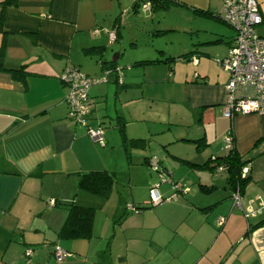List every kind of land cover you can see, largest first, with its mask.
Here are the masks:
<instances>
[{"label":"crops","instance_id":"0c3cea01","mask_svg":"<svg viewBox=\"0 0 264 264\" xmlns=\"http://www.w3.org/2000/svg\"><path fill=\"white\" fill-rule=\"evenodd\" d=\"M171 1L169 8L180 6L198 22L190 25V31L194 30L197 37L203 34L197 42L191 39L183 46L181 58L196 57L192 67L205 65L222 44L227 55L235 31L232 34L217 18L222 0ZM256 1L262 21L255 31L264 36V0ZM122 8L128 15L139 12L135 0L124 4L120 0H19L16 6H0L4 63L7 68L22 67L25 71L17 77L0 70V264H264V211L258 210L259 201H264V114H237L232 120L223 115L228 75L222 68V77L212 76L201 67L200 73L181 77L170 64L173 56L122 58L129 68L121 76L118 60L122 52L114 53L115 66L111 68L106 51L121 38L117 14ZM95 29L98 33L92 34ZM109 29L116 30L113 43L107 40ZM160 53L166 55L163 50ZM200 54L205 59H199ZM155 59L159 61L142 63ZM166 59L170 61L165 63ZM66 66H76L89 78L99 80L88 89L90 113L86 123L102 128L103 146L88 136L85 126L67 117L68 87L59 79ZM105 69L110 70L106 82L102 81ZM139 88L141 97L136 95ZM165 91L171 96L164 99ZM135 100L145 106L135 105ZM152 101L167 103V119L175 114L183 121L180 114H187L185 119L190 123L178 124L180 132L166 139L160 116L157 121L144 118L152 109ZM134 117L146 122L148 135L158 134L153 141L162 150L168 151L167 143H174L193 144L197 152L201 151L192 159L171 156L198 173L193 177L186 171L179 176L181 182L195 178L197 187L175 184L173 188L176 180L170 178L171 182H160L159 171L168 177L175 174L168 170L166 160L145 155L144 163L150 165L152 157L158 161V171L153 169L158 180L150 182L153 179L149 177L144 183L131 185L127 205H150L152 209L140 207L130 219L124 218L131 228L120 229V237L117 231L114 236L102 235L104 223L101 233L95 235L93 223L89 239L59 238L57 233L67 217V208L59 204L89 206L91 201L102 200L78 190L80 174L103 170L115 182L127 178L130 183L133 149H143L146 143L145 138L127 135V131L133 132L129 127ZM151 126L158 128L152 131ZM227 133L233 136L240 160L249 165V181L241 192L242 208L233 204L235 189L228 182L225 167H200L207 161L215 165L217 157L227 154L223 143ZM123 135L143 140L140 147H130L129 158ZM205 147L209 151L203 155ZM218 173H225L224 184H218ZM157 184L163 198L176 192L180 202L148 204L150 189ZM201 184L210 189L202 190ZM243 209L255 213L245 216ZM110 212L106 217L116 216ZM218 217L225 219L220 227ZM54 244L68 253L59 263L53 254ZM27 247L33 250L28 259L24 255Z\"/></svg>","mask_w":264,"mask_h":264},{"label":"rangeland","instance_id":"374dc122","mask_svg":"<svg viewBox=\"0 0 264 264\" xmlns=\"http://www.w3.org/2000/svg\"><path fill=\"white\" fill-rule=\"evenodd\" d=\"M122 4L124 2L126 3L127 0H120ZM191 15L186 12V10L180 6H171L168 9H161L157 8L156 11L154 12V15L150 14H145L141 10L139 12L135 13V15H131L127 12L124 11V8L121 9V11L118 12L117 17L119 18L118 24L120 22V33H121V38L118 43H115L111 47H107L106 51V58L111 59L114 55V53L122 52L121 58L118 60L119 63V73L121 76H123L124 73H126V70H128L129 67H127V64L123 63L126 60H137L138 58H155V56H160L162 58L168 57V56H173L175 57L174 60H171L170 64L173 67L174 71L177 72L181 77L186 74V76L191 73V75L194 76V72L197 71L200 73L199 67L201 69H206L212 76H224V72L221 69L219 65L215 63V60L221 59L223 56L226 55L227 49L225 48V44H222V46L218 50V54L210 58V61L208 63H200L199 67H192L193 60H186L185 58H181V53L183 52V46L188 42L191 41V39L194 42H197L198 38H201L203 35L202 33H199L198 37L196 36L194 30L190 31V25L193 27L195 24L198 22L193 20V17H190ZM226 28L229 29V31L233 34V29H230L226 24L222 23L220 24ZM162 29L165 31H162L160 33L158 30ZM160 50H163L166 55H163L160 53ZM126 59L122 60L121 59ZM205 59V56L200 54L199 59ZM202 61V60H201ZM102 76H104L102 74ZM106 82V81H105ZM136 95L138 97H141V89L139 88V92L136 90ZM170 95V92L165 91V94H162V98H168ZM136 101V100H135ZM139 101H143V99H140ZM137 102L135 105H141L145 106L143 102ZM147 101V100H146ZM156 101H152V109L150 113H146L149 104H146V109L145 113L147 117L150 118L149 120H159V116L161 117V121L159 122L160 124L164 123L165 125V131L163 134L165 135V138H171V136L175 133L178 134L180 132L178 130L179 126L178 124H189V120H186L185 117H188L189 115H184L180 114V118H183V121L179 120V116L172 114L169 115V118L167 119L168 115L165 114V105L167 106V103L162 102L160 104L159 102L155 104ZM164 108V109H161ZM162 114V115H161ZM131 118V117H130ZM130 118H127L130 120ZM133 122H131V126L129 127L132 128L133 132L130 133V131H127V135L130 137H140V138H145L146 143H145V148L143 149H133L132 152V159H131V164H129V167L132 170V176L131 180L129 183V179L127 181V178H121L117 179L115 185L113 186V190L111 191L109 197L104 200L102 198L100 203H97L96 201H91L90 207L94 208L93 210L95 211L94 214V219L93 223H95V231L94 234L98 235V233H101V226L104 223V228L102 231V235L106 236H111L115 234V231H117V236L122 235L121 232L123 231H128L131 227L128 228V221L125 220L124 218L130 219L135 213L133 211H129L128 209H125V207L128 204V201L130 200V195H129V189L131 185H137L140 183H144L147 181L149 177H152L153 180L150 182H153L155 178L158 180V173L152 169V167L147 164L142 162L143 156H148V155H155L154 157L156 159H161L166 160L164 161L165 164H167L168 170L170 173H174L175 175L172 177L171 175L169 178L175 182L176 180V185H184L187 187H193L196 188L197 184L195 182V178L188 177L186 180L182 179L179 180V176H181L183 173L187 171V173L190 176H196L198 173L196 171L191 170L186 166L184 162H179L175 158H171V156H184L182 158H187L189 157L190 159L192 158H197L194 157L198 155L199 152L195 150V146L193 144H169L167 143V146L169 147L168 151L167 150H162L163 148L160 147L156 142L157 141V136L158 134H152L148 135L147 133V125L146 122L142 119H139L138 117L133 118ZM165 120V122H164ZM168 120V121H167ZM130 123V121H129ZM154 125V124H153ZM107 129L109 128L108 125H106ZM152 131L155 130V128H158V126H151ZM155 127V128H154ZM168 127L171 128V130L168 129ZM160 128V127H159ZM182 128V127H181ZM187 127L184 126L183 129H186ZM211 134L214 135L212 132ZM168 142V141H167ZM137 147H140L136 145ZM207 149L203 155L209 151ZM203 149L202 151H204ZM222 153V150L220 151ZM141 157V160L137 159V157ZM195 160V159H193ZM198 160V159H196ZM168 162V163H166ZM141 163V164H140ZM125 165L127 163L125 162ZM189 171V172H188ZM193 176V177H194ZM202 176V175H201ZM218 180V184H221V182L225 181V173H218L216 174ZM178 178V179H177ZM128 182V183H127ZM153 184V183H152ZM224 184V182L222 183ZM117 189V190H116ZM163 187L160 188V192H163ZM174 195H177L176 192L173 193ZM181 196H179L180 198ZM179 198L176 200H171L167 201L168 203H176L177 201L180 202ZM127 201V203H125ZM167 202H162L167 204ZM137 207H143V210H150L152 209L150 205L147 206H141V205H136ZM233 207V206H232ZM145 208V209H144ZM238 208V207H237ZM111 211L112 214H116L115 217L109 218L106 217L107 212ZM110 212V213H111ZM125 221V222H124ZM124 222V223H123ZM121 227V228H120ZM112 236V237H113ZM112 237L109 238V242H111ZM120 237V236H119ZM118 237V238H119ZM96 241H98V238H96ZM111 245V244H110ZM109 245V249H110ZM120 247L118 246L117 249ZM134 248L132 246L130 249ZM123 249V248H122Z\"/></svg>","mask_w":264,"mask_h":264},{"label":"built area","instance_id":"2783aa9c","mask_svg":"<svg viewBox=\"0 0 264 264\" xmlns=\"http://www.w3.org/2000/svg\"><path fill=\"white\" fill-rule=\"evenodd\" d=\"M140 9L149 13V0H140ZM217 18L227 24L235 31L234 39L228 49L227 55L217 60L218 65L227 73L228 80L225 85V101L223 104V115L233 119L237 114H264V36H260L255 31V27L261 23L262 17L256 0H222V6L217 14ZM98 33L94 30L92 34ZM108 43L116 40V30L106 31ZM196 63V57L192 58ZM110 70L105 69L103 80H106ZM197 76V75H196ZM59 79L68 87L65 96L67 104V117L86 127V133L101 146L105 144L103 130L101 127H90L86 123V117L90 112L88 100V89L96 81L81 72L76 66H66L59 75ZM226 152L234 148L233 136L227 133L223 138ZM152 169H159L158 161L151 158ZM249 171L246 164L241 169V177H245ZM160 182H171L169 177L159 171ZM173 188L177 186L172 185ZM150 201L148 204H157L176 199V195L162 197L158 191V184L150 189ZM233 204L239 208L241 206V192L236 188L232 193ZM51 205L54 201L49 202ZM127 209L137 212L133 205H127ZM259 211H264V201H259ZM246 215L255 213L251 209L246 211ZM223 217H218L216 224L220 227L224 223ZM33 253L32 248L27 247L24 255L28 259ZM53 254L57 263L61 262L68 253L59 245L53 246Z\"/></svg>","mask_w":264,"mask_h":264},{"label":"trees","instance_id":"16d2710c","mask_svg":"<svg viewBox=\"0 0 264 264\" xmlns=\"http://www.w3.org/2000/svg\"><path fill=\"white\" fill-rule=\"evenodd\" d=\"M149 2H150L149 12H153L156 11L157 8L168 9L173 1L149 0ZM18 3L19 0H1L0 6L4 9L7 6H16ZM135 7H137L140 10V0H135ZM3 47H4L3 45L0 46V70L9 71L10 73H12V75H15L17 77L25 74V71L22 67L17 69L6 67L4 63ZM183 57L187 58V55H184ZM158 61L159 60L155 59V60L144 61L142 63L151 64V63H156ZM169 61H170L169 59H166L164 62L168 63ZM108 65L112 68L115 66V62L110 61L108 62ZM123 141L125 144V150L127 151L126 153L127 158L130 157V152H129L130 147L134 145L140 146L141 142H143L142 139H127L124 135H123ZM215 160L217 161L215 165H209L207 161L200 167H208L211 170L218 166H221L222 168L225 167L228 173V182L230 183L233 190L238 188L240 192H242L244 187L249 181V177L247 174L245 177H241L240 175L242 167L246 165L247 162L240 160L234 148L224 156L217 157ZM115 183L116 182L113 179L112 175L107 171H103V170L89 171L87 173H82L79 175L77 188L79 191L87 192L91 195L98 196L106 200L109 197ZM200 188L204 191H207L210 189V186L201 184ZM59 206H65L67 208V217L57 233L58 237L65 239H83V238L89 239L92 236L93 219L95 214V211L93 210L94 208H91L90 206L79 205L75 202L68 204L65 203L59 204ZM136 208L140 209L139 207ZM259 224L260 223H258L257 225ZM257 225H254L253 227Z\"/></svg>","mask_w":264,"mask_h":264},{"label":"water","instance_id":"95a60500","mask_svg":"<svg viewBox=\"0 0 264 264\" xmlns=\"http://www.w3.org/2000/svg\"><path fill=\"white\" fill-rule=\"evenodd\" d=\"M115 60H116V59H114L113 57L111 58V61H112V62H115Z\"/></svg>","mask_w":264,"mask_h":264}]
</instances>
